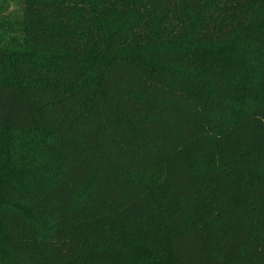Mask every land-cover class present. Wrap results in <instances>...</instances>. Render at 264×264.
<instances>
[{
  "label": "trees",
  "instance_id": "trees-1",
  "mask_svg": "<svg viewBox=\"0 0 264 264\" xmlns=\"http://www.w3.org/2000/svg\"><path fill=\"white\" fill-rule=\"evenodd\" d=\"M12 1L0 264H264V0Z\"/></svg>",
  "mask_w": 264,
  "mask_h": 264
},
{
  "label": "rangeland",
  "instance_id": "rangeland-1",
  "mask_svg": "<svg viewBox=\"0 0 264 264\" xmlns=\"http://www.w3.org/2000/svg\"><path fill=\"white\" fill-rule=\"evenodd\" d=\"M8 6L12 12H14V10L16 11L18 9L17 0H13L12 2H10ZM2 137H4L3 139L5 141L10 139L14 140L15 147H20L21 151L26 152L25 155L28 159H30L31 156H37L38 159L43 160L47 156L45 154H42L44 152L43 147L45 145V143L43 142L44 139H42V132L30 131L17 136L11 135V137H8V135H4ZM18 142L24 143L18 145ZM128 231L130 233L129 238L132 241V245L134 246V248H136L135 251L137 256H142V261L140 260L141 264H165V256L163 252L144 246L142 243V238L139 235L136 236L132 231Z\"/></svg>",
  "mask_w": 264,
  "mask_h": 264
}]
</instances>
